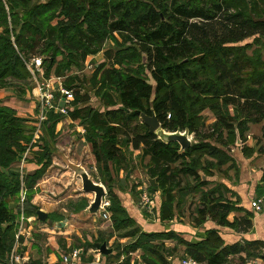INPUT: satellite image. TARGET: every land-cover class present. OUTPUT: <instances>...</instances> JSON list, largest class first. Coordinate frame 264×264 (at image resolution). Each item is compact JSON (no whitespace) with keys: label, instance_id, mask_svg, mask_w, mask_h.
<instances>
[{"label":"trees","instance_id":"obj_1","mask_svg":"<svg viewBox=\"0 0 264 264\" xmlns=\"http://www.w3.org/2000/svg\"><path fill=\"white\" fill-rule=\"evenodd\" d=\"M248 39L250 44H243ZM108 41L113 48L104 50ZM99 53L105 62L94 67L89 85L101 110L89 105V92L69 73ZM263 55L264 0H0V89L13 88L22 96L32 82L31 60L40 57L42 78L53 75L62 79L61 87L71 91L67 116L83 126L84 141L103 174L109 173L108 164L118 169L127 164L122 147L140 150L142 157L148 158L147 176L157 184L148 189L161 192L154 211L159 221L174 219L173 211L180 213L186 197L196 194L200 207L193 219L195 226H202L208 217L217 226L237 233L251 228L253 214L241 208L237 199L228 200L230 191L225 186L206 189L214 169L229 164L227 169L237 172L234 160L209 141L215 135L216 141L221 140L225 131L220 145L235 142L236 132L243 143L250 124L264 123ZM205 110L216 121L212 133L201 135L200 114ZM138 112L153 113L166 132L187 130L198 142L179 153L177 143L165 144L150 133L139 122ZM61 117L47 113L44 125L51 139ZM29 141L25 121L0 104V264L14 243L22 242L14 230L17 216L9 207L10 200L19 196L22 184L31 190L52 162L51 148L42 143L36 158L39 168L21 181L12 166ZM257 145L258 153L264 155V125ZM253 151L243 148L242 153L248 158ZM185 179H191L192 184H184ZM260 182L264 184V171ZM107 188L112 230L130 229L127 237H136L122 250L124 259L117 264H129V253L137 250L155 259L143 256V264H168L162 255L166 241L176 243L172 253L178 245L183 246L184 255L201 264H226L229 256L242 261L240 255L256 256L264 245L260 241L224 245L216 229L206 230L203 238L193 243L172 231L143 232L112 187ZM263 192L262 187H256L257 197ZM86 207L84 199L75 211ZM25 211L29 217L38 211L30 205V197L23 203ZM230 213L241 216L230 223ZM47 218L63 220L57 214ZM102 242L97 239L94 243ZM87 246L93 248V244ZM85 253L83 249L79 257Z\"/></svg>","mask_w":264,"mask_h":264},{"label":"rangeland","instance_id":"obj_2","mask_svg":"<svg viewBox=\"0 0 264 264\" xmlns=\"http://www.w3.org/2000/svg\"><path fill=\"white\" fill-rule=\"evenodd\" d=\"M38 1L43 2V0H38ZM250 42L251 40L248 39L244 41L243 44H250ZM112 44H113L112 41H108L104 46V50L108 48H113ZM254 49H255V46L248 49L247 54L250 55L251 51ZM95 56H93L92 60H90L89 62H85L80 68H72L71 72L69 73L72 75H76L78 79L80 80V82H82L83 91L87 90L89 92L91 96L89 105L95 109L101 110L100 102L98 98L94 96V90L91 89L89 85V80L91 78V74L94 70V67L97 64L104 63L105 59H104L103 53H99ZM37 58L40 61H42L40 57H37ZM37 75H40V74H37ZM37 75L35 76V78H38ZM42 76H43V70H42ZM149 82L150 84H152L151 81ZM11 91L17 94L16 89L12 88ZM114 97L116 98V95H114ZM200 118L202 122V127L201 129H199L200 134L204 135V134L212 133L213 132L212 125L216 121L212 113L209 110H205L200 114ZM139 122H141L140 119H139ZM78 124H79L78 126L64 124L62 125L60 129V133L53 134L52 139L49 138L50 144L46 140L43 141V143H48L49 147L52 150V155H51L52 162H51L50 167L46 171V174H44L43 178L39 180L38 184H41V181L43 179H46L47 177L48 182L51 186L49 190L50 191L52 190L54 194L53 193L48 194L49 201L53 204L52 206L45 205V201H43L44 199L40 200L39 205L41 208H44L45 210L46 208H49V210L55 208L54 210L56 212L57 211L61 212L60 210L65 211L64 214L66 215V218L71 228L69 227L70 229L69 228L64 229L63 230L64 232L62 231L63 232L62 236L60 235L56 236L57 244H59L61 247V254H72L74 251L79 250V248H81L82 251L83 249H85L87 253H85L84 256H82V258L79 257V254H78L77 259H75V262L73 263L78 262V260H80L81 264L84 262L89 263V260H92L93 254L89 253V250L92 249V247H89L90 245L87 246V244H93L94 242H96L97 239H102L107 243L108 248H111L112 250H114L111 255L105 256V257L103 256V260L105 264H117L124 259V257L120 256L122 250H124L126 246L132 244L136 237L135 238L127 237L128 234H131L130 229L121 231V232H114L112 230L111 213L108 211V209L107 211H108L109 220L107 221H104L101 217H98V218L90 217V218L85 219L80 216L77 218H71L69 216V214L71 213H76V212L78 213V211H75V209L77 208V205L82 200L85 199L86 201H92L93 195L84 194L83 192H81L80 190L81 185H80L79 179L78 178H76L75 180L72 179L73 173L70 170V168H68L67 166L69 163L74 166L81 167L93 179L95 183L102 185L106 193L105 198L106 200H108V202L110 199L107 196V192H108L107 187L109 186V187H112V191H114V193H115V190L116 191L119 190L123 194L128 193L134 206H137V202L139 198L138 197L139 191L137 190V188L139 186H147V187L149 186L148 181H147L148 158L147 157L143 158L140 150L138 151L133 150L130 146L122 147V154L126 161L125 163L127 164L122 169H118L114 167L112 164H108L109 173L105 175L100 171L99 169L100 166H98L95 163V159L90 151V147L87 145L86 142L85 143L83 142L81 137H78L79 135L84 138V133L82 135V131L84 132V128L80 124V122H78ZM260 125L261 124H258V125L250 124L249 130L246 133L247 136H245V138L250 137L254 141L252 142L253 146L255 144L257 146V140L261 136L262 127H260ZM80 126H82V130ZM38 133L39 131L37 132L36 130L35 135L37 136ZM226 134L227 133L225 131L222 132V139L221 140L218 139V141H216L217 139L215 138L217 136L215 135L212 139H210L209 142L217 146L220 150H222L230 158H242V157L246 158L242 153L243 148H247V146L244 144L246 142V139H245V142L243 143H241V141L239 140V143L237 144V140L235 142H232L230 140L231 142H229L230 144H228L227 146L220 145L219 144L220 142L225 141ZM188 138L191 140V144H196L198 142V139H196L194 134H190ZM36 140L38 139L36 138ZM260 155L261 156L259 158H264L263 154H260ZM204 158H208V157H204ZM227 166H229V164L223 166L222 169L219 170V172L224 177H227V176L230 177V175L232 174V173H228L227 176H225L224 170L227 169ZM233 170L235 171V169ZM129 171L130 173L129 175H127ZM213 171L217 172V170L215 169ZM186 181L192 184L191 179H185L183 181L184 184ZM209 188L210 186L206 187V189H209ZM148 191L150 192L149 189ZM150 193H151V196H153L155 203H156V200L157 202H159L158 199H160L161 201V196L159 192H150ZM30 195L31 194L26 193L24 200L29 198ZM18 197L19 196H16L13 199H18ZM188 199L190 201H188ZM198 200H199V195H195V196L190 195L186 197V201L183 204L182 208L185 209L188 206V210L187 212H185V215L182 214L183 213L182 211H180L179 213V216L182 215L181 216L182 223H186L191 226L195 225V222L193 219L196 216V210L200 207ZM40 207L36 206L35 208L37 209L39 208L38 210H40ZM109 207H110V203H109ZM137 208L140 211H143L138 206ZM45 213H49V211L47 210L45 211ZM23 214L25 216L23 220L20 217H16L14 230L17 235L21 231L20 236H22V232H24L25 238L24 237L22 238L26 239V236L28 235V233L30 234L29 232L30 222L27 220L29 219V216L26 215L27 211H25V213ZM154 214L155 213H153V215ZM153 215L148 216L150 217V220H148L150 222L148 223L149 224L151 223V225L158 222V220L156 221L157 218L156 217L154 218ZM239 216H241V214H239ZM30 217L38 221L36 219V215L30 216ZM35 225H37V222H34V226ZM37 226H35V230H38ZM50 229L52 230L53 228L50 227ZM76 231H78L80 236L77 237L75 233ZM56 234L58 233L56 232ZM44 235L43 233H40L38 231H36L35 234L29 235L31 239H33L31 242L32 243L31 247L33 246V251H35L39 255V258L35 259L36 261H33V262L31 261V257L30 259L25 258L26 262H28L29 264H43L42 263L43 259H41L42 258L41 256L44 255L45 252L46 253L49 252V250H47V248L44 247L45 244L47 243ZM82 241H84L83 244L81 243ZM65 242L71 243V246L68 249H65ZM23 243H21L20 246L17 247V252L19 254H20V251L26 247L24 246ZM171 243L175 244V242H171ZM171 250H172V247L165 246V250L162 251L163 258L167 259L168 264H180L182 260L188 258L187 256L184 255L183 247L181 246L177 247L176 252L174 251L172 253ZM256 254H257L256 256L249 257V258H247L244 255L242 257L243 258L242 261H240L241 259H239L238 256H229L227 258L226 264H264V245L263 247L259 248L256 251ZM128 256H129V264H143V256L148 259H154L151 255L146 254L142 252L141 250H137L133 253H129Z\"/></svg>","mask_w":264,"mask_h":264},{"label":"crops","instance_id":"obj_3","mask_svg":"<svg viewBox=\"0 0 264 264\" xmlns=\"http://www.w3.org/2000/svg\"><path fill=\"white\" fill-rule=\"evenodd\" d=\"M92 57L93 56L88 57L85 62H89L90 60H92ZM37 77L38 78H35L32 76V82L30 85L31 87L30 89H25V93L22 96L15 94V92L11 91V89H0V104L13 109L16 112L17 116L25 121L26 134L30 138L29 144L27 145L25 152L23 153V155L20 156V159L12 166L15 172H19V169H21V174L23 178L29 174H32L35 170L39 168V166H37V163H36V158H37L38 152L41 151V148H42L41 146H42L43 141L46 140L50 144V140H49L50 136L47 130V126L44 125V122L42 123L41 129L39 133L37 134V136L35 135V132L38 126L37 120H38L39 107H40L39 106V94L41 91L40 84H42L45 81H50L51 83H53L55 88H59L61 87V82H62L61 81L62 79L55 78L53 75H50V77L47 80L43 79L41 75H38ZM46 117H47V113H46ZM78 122L79 120L72 121L68 116H62L60 121L55 125L53 134L60 133V129L62 125L64 124L78 126L79 125ZM260 124H261L260 127H263L264 123H260ZM80 127L82 130V126ZM83 133L84 132L82 131V135ZM78 137H81V139L85 143L84 138L82 136L78 135ZM36 138L38 140H36ZM252 142L254 141L250 137H247L246 142L244 143L247 146V148L254 150L253 151L254 153L252 154L250 158H244V157L232 158L236 164L237 172L234 171L233 169H226L224 170L226 172V173L224 172L225 176H227L228 173H232V174L230 175V177L229 176L224 177L219 171L217 172L212 171L214 173L213 176L207 179L211 183L209 185L210 188L215 185L225 186L230 191L229 193L226 194L227 199L232 202L236 201L237 199V201L240 203L239 206L241 208L253 214L251 228L246 233H237L232 229H228L226 227H219L214 222L208 220V217L206 218V221L202 226H195V225L191 226L186 223H182L181 222L182 215L179 216V213H177V211L175 210L173 211L175 218L172 220H165V221L158 220L157 210H156V213L152 215L154 218L155 217L157 218L156 221L158 220V222L151 225V223L150 224L148 223L150 222L148 221L150 220V217H148L150 215L143 211H140L137 208V206H134L128 193L123 194L119 190L117 191L115 190V194L119 197L121 204L126 210V212L128 213V215L134 219V221L137 223L139 228L140 227L142 228L140 229L143 232L161 233V232L172 231L176 233L177 235H179L180 238L183 239L184 241L193 243V242H198L201 238H203L206 230L216 229L222 241L224 242V245H231V244H234L237 242H243V241H260L264 243V211L261 213L255 214L250 208L251 200L257 197V195L255 194L256 187L260 186L264 189V184L260 182L262 172L264 171V158H259L261 156L257 151L259 146L258 145L256 146V144L253 146ZM38 182L31 190H27L21 185V190L19 192L18 199L10 200L9 207L13 210V213L17 217H20V218L25 217L23 214L24 213L23 203L25 201L24 200L25 195L29 191H30L29 193L31 194L30 195V205L31 206L40 207L39 202L42 199H44L43 201H45V205H48V206L53 205L49 201L48 194L53 193V192L52 190L51 191L49 190L51 186L48 182L47 177L46 179H43L41 181V184H38ZM157 192H159L161 196V192L160 191H157ZM195 195L196 194H194L193 196ZM259 197H264V192ZM158 200L160 202V199ZM188 201L190 200L188 199ZM159 202H157L156 200L155 205L157 209L159 207ZM54 209L55 208L49 210V208H46L45 210L44 208L40 207V210L42 211L44 210V212L48 210L49 213L47 214H57L61 216L63 220L66 218V215L64 214L65 213L64 210H60L61 212H58V211L56 212ZM183 209L184 208L181 209V211L183 212L181 213L185 215V212H187L188 210V206L184 209V211ZM234 217H240L239 213H230L227 216V221L230 223L233 222ZM27 220L30 222V227H29L30 234H35L36 231L43 233V235L45 234L44 237L47 243L45 244L44 247L47 248L49 252L47 253L45 252V254L41 256L42 257L41 259H43L42 263L43 264H62L61 257H60L61 247L59 244H57L56 236H59V235L62 236L64 229H68L69 227L71 228V226L68 223V220L63 228L52 227L53 228L52 230L50 229L51 226H49L48 224L39 223L32 217H29V219ZM34 222H37L38 226L37 225L35 226H37L38 230H35ZM60 222H57V223H60ZM56 232L58 234H56ZM75 233L77 237L80 236L78 231H76ZM30 234L29 233L28 235L26 234L28 237L26 236V239H24L25 242L23 240L24 246L26 247L23 248V250H21L20 253H22L25 258L30 259L31 257V261L33 262V261H36L35 259L39 258V255L35 251H33V246L31 247L32 245L31 242L33 239H31V237L29 236ZM171 242L173 241H166L164 245L167 247L170 246L174 248L176 243L172 244ZM81 243L83 244L84 241H82ZM18 246H20V244ZM70 246H71L70 242H65V249H68ZM179 246L180 245H178L177 247ZM89 253L93 254L91 262L90 263L84 262L82 264H105L103 260V256L99 255L95 249L93 248L90 249ZM183 253H184V247H183ZM81 254L79 256H81ZM240 256L243 257L244 255H240ZM74 264H81L80 260H78V262Z\"/></svg>","mask_w":264,"mask_h":264},{"label":"built area","instance_id":"obj_4","mask_svg":"<svg viewBox=\"0 0 264 264\" xmlns=\"http://www.w3.org/2000/svg\"><path fill=\"white\" fill-rule=\"evenodd\" d=\"M31 67H29L30 72L33 77H35V74H40L42 76V69H41V61L38 58H35L31 60ZM33 68V69H31ZM40 94H39V115H38V126H37V132L40 131L42 123L46 120V113L48 112H54V114H59L62 116H67L68 114V108L70 107V102L73 99V95L71 91L65 90L61 87L55 88L53 83L50 81H45L42 84H40ZM57 94V96H56ZM20 179L23 180V176L21 174V170H19ZM139 191L138 195V202L137 206L145 211L147 214L152 215L155 211L156 205L153 196H151V193L148 191L147 186H139L137 188ZM22 201V200H21ZM103 211L100 213V217L107 221L109 220L108 217V207L109 202L106 200V198H103L102 205H101ZM250 208L255 214L261 213L264 211V197H255L250 202ZM23 220V218H21ZM21 232V231H20ZM20 232L18 233L17 237L20 236ZM21 238H25L24 232H22ZM24 238H22V242ZM25 242V240H24ZM18 242H15L10 253L6 257L5 261L1 264H29L26 262L25 257L22 253L17 252V247L19 244ZM24 244V243H23ZM78 251H74L72 254H61V262L62 264H74L73 261L77 259ZM180 264H201L191 258H186L180 262Z\"/></svg>","mask_w":264,"mask_h":264},{"label":"water","instance_id":"obj_5","mask_svg":"<svg viewBox=\"0 0 264 264\" xmlns=\"http://www.w3.org/2000/svg\"><path fill=\"white\" fill-rule=\"evenodd\" d=\"M136 115L141 120L147 128L149 129L150 133H153L157 136L161 142L168 144L171 142H175L179 145V153L184 152L185 149L191 147V140L188 138L189 134L188 131L185 130L183 132L176 131V132H166L160 127L157 118L152 113L150 116L145 115L144 113H136ZM236 140L237 144L239 143L238 134L236 132ZM68 168L73 173V180L76 178L79 179L81 185V192L84 194L93 195L92 201H87V207L80 212L71 213L69 216L71 218L83 217V218H90V217H100V213L103 211L101 205L103 198L106 196L104 187L98 183H95L93 179L79 166H74L68 163ZM130 171L127 173L129 175ZM148 184L152 187H156L157 184L155 183L154 179L147 178ZM48 214L38 210L36 212V219L41 223H46L51 227L54 228H63L67 223V218H65L62 222L57 223L53 222L52 220L47 218ZM93 248L98 252L101 256H109L112 254V249L107 247V243L104 241L102 243H93ZM82 250L78 251L80 255Z\"/></svg>","mask_w":264,"mask_h":264}]
</instances>
